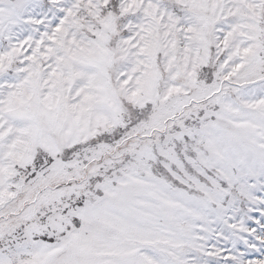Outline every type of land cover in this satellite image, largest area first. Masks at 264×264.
<instances>
[{
	"label": "snow or ice",
	"instance_id": "1",
	"mask_svg": "<svg viewBox=\"0 0 264 264\" xmlns=\"http://www.w3.org/2000/svg\"><path fill=\"white\" fill-rule=\"evenodd\" d=\"M0 264H264V0H0Z\"/></svg>",
	"mask_w": 264,
	"mask_h": 264
}]
</instances>
